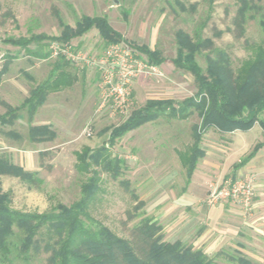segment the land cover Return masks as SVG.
<instances>
[{"label": "rangeland", "instance_id": "374dc122", "mask_svg": "<svg viewBox=\"0 0 264 264\" xmlns=\"http://www.w3.org/2000/svg\"><path fill=\"white\" fill-rule=\"evenodd\" d=\"M252 1L258 7L257 16L246 22L245 32L240 34L234 24L238 0H0V115L7 110L4 103L21 106L32 90L48 77L58 60L53 55L46 60L37 59L27 52L46 50L49 41L34 42L27 50L5 40L60 36L63 29L59 17L75 27L76 20L82 15H105L127 42L112 50L104 45L96 29L74 38L70 43L72 51L86 58L70 61L69 69L76 73L77 82L71 88L47 93L43 105L32 117L25 108L19 111L21 116L13 123H0V157L35 172L42 181L33 185L18 177L0 174L3 191L11 195V207L28 213H49L60 203L70 206L77 202L82 196V185L92 176L78 172L77 153L85 147L95 150L108 142L112 129L148 100L181 101L197 93L194 76L172 62L177 55L175 35L178 30L195 36L197 29L206 23L203 36L227 51L234 67L251 56L252 45L264 43V27L260 23L264 0ZM179 3L184 4L185 9ZM129 44L157 50L165 61L154 70L145 64V56L140 59ZM110 50L113 57H109ZM112 58L113 61L126 60L135 74L130 83L131 106L127 114L116 111L111 102H103L101 71L88 63L102 59L112 62ZM198 61L205 69V57L199 56ZM199 122L197 114L187 120L162 116L118 139L110 147V153L125 161L121 174L115 178L100 166H92V170L99 172L100 189L90 207L91 216L117 236L129 240L144 217L157 221L162 226L164 240L170 242L182 236L183 230L190 231L187 228L191 226L190 234L183 237V242L198 249L194 239L201 226L198 213L191 206L185 209L188 205H178L181 204L179 197L189 196V187L185 190V169L178 152L191 145L192 126ZM44 124L50 127L54 137L33 141L30 127ZM252 132L210 130L204 135L202 145L207 155L198 164L194 175L197 183L192 187L199 197L198 205L204 204L211 186H218L231 177L232 166L227 160L229 162L236 147L245 144L247 134L251 139L255 134L259 140L264 139L259 127ZM232 209V214L242 221L254 213V209L249 212ZM190 215L193 218L187 221ZM242 226L246 233L234 236L223 247L222 255L216 258L217 264H236L230 256L239 255L264 264V249L257 252L254 251L256 247H252V254L247 252V225ZM251 231L252 228L249 234ZM216 253L207 254L214 256ZM48 256L49 253L41 249V252H33L28 262L14 258L0 264H47Z\"/></svg>", "mask_w": 264, "mask_h": 264}, {"label": "trees", "instance_id": "16d2710c", "mask_svg": "<svg viewBox=\"0 0 264 264\" xmlns=\"http://www.w3.org/2000/svg\"><path fill=\"white\" fill-rule=\"evenodd\" d=\"M179 4L185 9L184 4ZM257 8L252 0H238L234 24L240 34L245 32L246 22L256 18ZM59 22L63 29L60 36L39 35L9 38L5 41L27 50L34 42L40 44L49 41L46 50L27 51L30 56L43 60L51 56L49 47L52 42L70 44L74 38L82 37L93 29L98 31L106 47L127 43L123 34L112 27L105 15H82L76 20L75 27L64 23L60 17ZM260 23L264 27V15ZM205 26L206 23L197 29L195 36L182 29L176 32L177 55L172 60L177 68L194 76L197 93L181 101L150 99L143 107L133 110L122 124L112 129L108 142L95 150L85 147L77 153L78 172L92 174L82 185V196L77 202L70 206L60 203L49 213L19 211L11 207V195L3 191L0 181L1 263L11 262L14 258L28 262L33 252L38 253L43 249L49 253L47 264H217L216 258L223 251L209 256L204 250L183 241H165L162 226L153 218L144 217L133 230V238L129 240L117 236L90 214V207L100 189L99 172L92 170V166H100L117 178L125 161L112 157L110 147L146 123L155 122L162 116L187 120L197 114L200 118V122L192 126L191 145L178 152L186 170V185L190 183L199 160L205 156L202 144L207 132L248 131L256 124L264 132V43L253 44L251 56L234 67L229 53L216 47L211 38L203 36ZM129 46L139 58L145 56L149 66L158 67L165 61L159 51L151 50L146 45ZM199 56L205 57V69L198 61ZM70 67V60L59 56L48 77L32 90L30 97L21 106L13 107L4 103L7 110L0 115V123H13L20 118L19 111L25 108L32 117L43 105L47 93L71 88L78 77L70 71ZM4 68L6 70L7 66ZM29 132L33 141H45L55 135L45 125L31 126ZM262 147L264 141L258 143L236 167L244 165ZM0 174L18 177L33 185L42 183L35 172L2 157ZM230 260L236 264H260L241 255L230 256Z\"/></svg>", "mask_w": 264, "mask_h": 264}, {"label": "crops", "instance_id": "0c3cea01", "mask_svg": "<svg viewBox=\"0 0 264 264\" xmlns=\"http://www.w3.org/2000/svg\"><path fill=\"white\" fill-rule=\"evenodd\" d=\"M256 127H259V129H261V131L263 132L260 125L256 124L253 128L250 129L253 130L252 133H255ZM248 131L241 132L240 130H236L234 132L244 133ZM262 141H264L263 137L262 140H259L257 134H255L254 139H251L247 134V141L244 142L245 144H243L241 147H236L234 149L235 153L232 154L234 156H230L229 162L227 160V163L232 166V178L244 177L247 174H253L255 176V191L257 190L258 192L256 191V201L253 207L254 213L245 221H242L241 218H238L237 216L232 214V208H239L232 203H223L219 205L208 204L206 202L208 194L204 200V204H202L201 206L198 205L199 197L192 191L196 190L192 187L197 183L194 182V175L196 173L198 165L196 167V170L194 171L190 183L185 186V190H187V187H189V196L187 195V197H179V201L181 204L178 205H180V207H182L181 205L186 204L188 206H184L185 209L192 207L198 213L197 220L201 222V226L194 239L196 240V247L203 249L205 253H216L218 251H222L223 247H225V245H227V243H229V241L233 239L234 236L237 235L239 237L243 233H246L243 231L244 227L242 225L244 224L247 225V252H250V249H252V247H256L254 251L257 252L264 249V147L256 151V153L244 165L236 167V165L239 164L246 156H248L254 150L255 146ZM206 155L207 152L205 150V156L202 159H204ZM246 172L247 174H244ZM205 179L206 178H204L203 181ZM190 193H193V196H191ZM174 206L177 205L175 204ZM192 218L193 217H191L190 215L187 221H190ZM190 227L187 229L191 231ZM251 228L252 231L251 234H249ZM190 231L183 230L181 233L182 236L178 237L175 241H183V237L189 236L188 234H190ZM250 253L252 254V252Z\"/></svg>", "mask_w": 264, "mask_h": 264}, {"label": "built area", "instance_id": "2783aa9c", "mask_svg": "<svg viewBox=\"0 0 264 264\" xmlns=\"http://www.w3.org/2000/svg\"><path fill=\"white\" fill-rule=\"evenodd\" d=\"M118 45H111L112 50L118 48ZM51 55L63 56L70 61L85 60V56L80 53L75 54L70 44H61L52 42L50 44ZM109 51V57H113V51ZM141 59V58H140ZM118 60V59H117ZM121 60V61H119ZM118 61L109 62L108 60H93L91 65L97 66L101 71V89L103 90V102H111L116 111L127 114L131 106L130 83L135 74L130 70L123 58ZM145 64L149 66L144 60ZM91 135V133H89ZM255 176L247 174L244 177L228 178L218 186H211L206 202L210 205H219L223 203H232L238 206L242 212H249L255 205Z\"/></svg>", "mask_w": 264, "mask_h": 264}]
</instances>
